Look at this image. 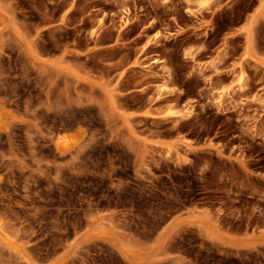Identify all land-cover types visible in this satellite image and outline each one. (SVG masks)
I'll use <instances>...</instances> for the list:
<instances>
[{
  "label": "rangeland",
  "instance_id": "1",
  "mask_svg": "<svg viewBox=\"0 0 264 264\" xmlns=\"http://www.w3.org/2000/svg\"><path fill=\"white\" fill-rule=\"evenodd\" d=\"M0 110V264H264V0H0Z\"/></svg>",
  "mask_w": 264,
  "mask_h": 264
},
{
  "label": "bare ground",
  "instance_id": "2",
  "mask_svg": "<svg viewBox=\"0 0 264 264\" xmlns=\"http://www.w3.org/2000/svg\"><path fill=\"white\" fill-rule=\"evenodd\" d=\"M237 90H243V86H241L240 84L236 87ZM225 95H229L227 92L224 93ZM4 118L2 115V111L0 110V131H3L6 129V126L4 124ZM63 139V138H62ZM75 141H72L71 137H66L64 140H55L54 141V146L57 149V153H59L60 155L63 153H66L67 151H69L70 149H72V147L74 146Z\"/></svg>",
  "mask_w": 264,
  "mask_h": 264
}]
</instances>
